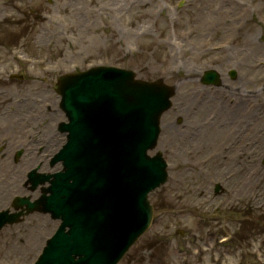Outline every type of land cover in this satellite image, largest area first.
Returning a JSON list of instances; mask_svg holds the SVG:
<instances>
[{"label": "rangeland", "instance_id": "obj_1", "mask_svg": "<svg viewBox=\"0 0 264 264\" xmlns=\"http://www.w3.org/2000/svg\"><path fill=\"white\" fill-rule=\"evenodd\" d=\"M23 1L0 0V209L15 195H39L23 187L29 148L22 137L37 135L30 148L34 167L38 141H53L64 120L57 77L92 65L124 67L140 79L163 78L176 92L155 148L168 163L167 181L148 195L152 222L118 264H264V131L255 124L258 116L249 115L248 139L239 144L230 112L201 101L209 92L214 103L233 108L244 96L251 109L250 95L257 93L255 103L264 105V0ZM207 69L220 74V86L201 83ZM184 98L197 102L188 108ZM170 125L193 145L169 144ZM204 128L213 138L201 149ZM250 169L256 177L246 181ZM54 170L48 163L40 168ZM215 183L223 187L217 194ZM57 224L32 212L5 226L0 264L32 262L36 243L43 245Z\"/></svg>", "mask_w": 264, "mask_h": 264}, {"label": "bare ground", "instance_id": "obj_2", "mask_svg": "<svg viewBox=\"0 0 264 264\" xmlns=\"http://www.w3.org/2000/svg\"><path fill=\"white\" fill-rule=\"evenodd\" d=\"M28 1L29 0H24L22 3H27ZM194 9H195V13H194L195 16L193 18V21L195 24H199L200 23L199 18H200L201 11H202L201 5L200 4L195 5ZM87 15L90 17L93 15V13L87 12ZM258 96L259 95L257 93L250 95L251 98L255 97V99H253L252 103H250L252 106V108L250 107L251 109H249V106L247 103L248 99L244 96H241L240 98H238L237 104L233 108H231V107L228 108V106L222 105L223 101H221L220 104L214 103L215 97L209 92H207V97H205L204 95L202 96L201 101H206L205 104H208V105L213 103V105H209V106H211L214 109L215 108L219 109V107H220V108H222L223 112H230V115L227 116V120H228V122H229V120H231L230 122L235 120V122L237 123V126L240 129V135L237 137V139H238L237 142L240 144V142L243 143L242 137H244V139H248L247 131H248L249 122L247 121V119L249 118V115L250 116H256V117L258 116L257 120H255V124L261 125V129H263V131H264V127H263L264 115H262L263 111L261 112V107H264V105L262 106V103H259L258 101H257V103H255V100L259 99ZM184 99L185 100L182 101L181 105L184 106V103H185L188 106V108L192 107L193 104L197 102V100H190L191 102H188V101H186V98H184ZM187 102L190 103V105H188ZM214 105H216V107H214ZM179 110H185V109H184V107L179 106ZM232 113H233V116H232ZM233 124H234V121H233ZM227 125L228 124H226V126ZM199 128H200V126H199ZM212 128L213 127L208 128V129H212ZM208 129H206V128L202 129L203 132H200L198 135V143L201 144V146H200L201 149H204L208 145H210V146L212 145L211 139L213 138V135L210 134V131ZM45 131L49 132L50 128L46 127ZM212 133H216V131L212 132ZM206 134H207V139H205ZM219 134H220V131H219ZM165 135L169 136V138H170L169 144H172L173 146L177 145L178 144L177 141H179L180 139H181L180 143L184 149H186V147H188V146L191 147L193 145L191 139H188L186 136H184L185 134H183V132L176 131L175 127H172L171 125L168 126L167 133H165ZM213 145H216V143H213ZM245 145H247V143H245ZM197 148H198V145L196 146V149ZM243 149H245V148L243 147ZM195 151L198 152V150H195ZM245 153H246V151H245ZM31 160H32V157H31L30 148H29V152L27 153L26 158L23 159V163H25L28 167H30ZM5 164H7V163H5ZM251 170L252 169L248 170L247 175L245 174L244 179H246V181H252L256 177L255 172H253ZM15 190H17V187H16V185H13L11 191H15ZM48 224H49V222H48ZM30 236L35 238V235L32 233ZM38 247H39V245H38Z\"/></svg>", "mask_w": 264, "mask_h": 264}, {"label": "water", "instance_id": "obj_3", "mask_svg": "<svg viewBox=\"0 0 264 264\" xmlns=\"http://www.w3.org/2000/svg\"><path fill=\"white\" fill-rule=\"evenodd\" d=\"M128 85H130L129 88L122 89V90L118 89V90L114 91V94H116L120 98V100L125 104L126 107H134L135 103H134V101H132L129 98L128 93L131 94V91L133 90L132 92H135L134 95L136 96V98L140 99L142 96V93L144 94V90L142 93H139V91L144 88L143 85L146 86L147 84L142 85V83L137 82V83H130ZM134 85H137L138 87H135ZM147 86H149L148 90L153 93V95H151V96L155 99L156 103H158V104L156 105V108L153 110L154 112L152 111L149 114L145 113V115L141 119L138 137L141 135H148V140H147L146 145H147V147H152L154 145V140H155L157 133H158V127H157L158 121H157V119H158L160 113L163 111V109H165V107L168 106V104H169L168 103V97L171 94V92H170V90L166 89L165 87H163L162 85L157 84V83L149 84ZM144 148H145V146L140 149V153H142L141 156H143V157L145 156L146 158H148L146 156ZM148 160L149 159H146V161H148ZM153 161H155L157 163L156 164L157 174H156L155 181L157 182V184H159L160 182H162L164 180V177H165V172L163 170V167H164L163 161L161 160L160 156L154 157ZM158 164H160L161 166L159 167ZM64 177H65L64 184H66L69 177H71L69 175V171L66 173V175ZM58 178H62V176L59 175ZM144 206L146 208L145 224L142 227L141 231H143L145 229V227L148 224L149 218H150V207L148 206V203H147L145 198H144Z\"/></svg>", "mask_w": 264, "mask_h": 264}]
</instances>
